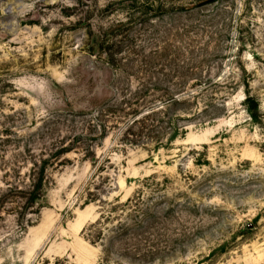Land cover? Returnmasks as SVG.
Wrapping results in <instances>:
<instances>
[{
    "label": "rangeland",
    "instance_id": "obj_1",
    "mask_svg": "<svg viewBox=\"0 0 264 264\" xmlns=\"http://www.w3.org/2000/svg\"><path fill=\"white\" fill-rule=\"evenodd\" d=\"M66 1L0 0V264H264V0Z\"/></svg>",
    "mask_w": 264,
    "mask_h": 264
},
{
    "label": "bare ground",
    "instance_id": "obj_2",
    "mask_svg": "<svg viewBox=\"0 0 264 264\" xmlns=\"http://www.w3.org/2000/svg\"><path fill=\"white\" fill-rule=\"evenodd\" d=\"M40 1L44 2V0H40ZM45 1H47V4L46 5L47 6L49 5L51 7H56L58 5H64V6H66V8L67 7H72V6H69L68 5V2L66 0H45ZM22 7H23L22 10H24V9L28 8L29 6H22ZM20 8H21V6H20ZM34 22H38V20L37 19H19V24H21V25H23V24H29V23H34ZM73 45H74V43H73ZM62 80H63V78L61 79V81Z\"/></svg>",
    "mask_w": 264,
    "mask_h": 264
}]
</instances>
